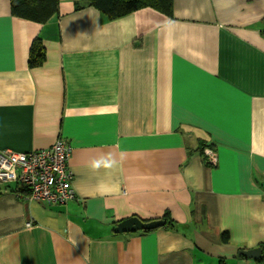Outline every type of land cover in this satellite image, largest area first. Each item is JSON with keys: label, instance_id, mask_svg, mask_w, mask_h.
<instances>
[{"label": "crops", "instance_id": "crops-1", "mask_svg": "<svg viewBox=\"0 0 264 264\" xmlns=\"http://www.w3.org/2000/svg\"><path fill=\"white\" fill-rule=\"evenodd\" d=\"M75 2L40 25L0 0V149L65 139L75 192L48 205L0 183V264H258L238 251L264 242V0L111 20ZM131 216L165 224L113 231Z\"/></svg>", "mask_w": 264, "mask_h": 264}, {"label": "built area", "instance_id": "built-area-1", "mask_svg": "<svg viewBox=\"0 0 264 264\" xmlns=\"http://www.w3.org/2000/svg\"><path fill=\"white\" fill-rule=\"evenodd\" d=\"M70 152L71 146L63 138L26 152L0 149V183H15L27 189L18 191L19 197L27 200L64 204L75 198L73 174L67 165ZM203 157L207 164H216L217 156L211 147H204Z\"/></svg>", "mask_w": 264, "mask_h": 264}, {"label": "trees", "instance_id": "trees-1", "mask_svg": "<svg viewBox=\"0 0 264 264\" xmlns=\"http://www.w3.org/2000/svg\"><path fill=\"white\" fill-rule=\"evenodd\" d=\"M10 13L13 16L34 21L40 25L48 23L52 17H57L59 13V0H9ZM84 6H91L97 9L107 19H115L125 16L136 10L149 7L168 17L173 14V0H76L74 9ZM45 47L39 36H35L30 44L28 65L29 67L40 66L45 59ZM204 143H201L199 150L203 153ZM16 191L27 192L22 186H17ZM165 219V216H164ZM166 223L171 225L172 221L166 219ZM148 230H143L146 232ZM224 240L227 234H223ZM261 254L256 258L258 264H264V242L260 243Z\"/></svg>", "mask_w": 264, "mask_h": 264}, {"label": "water", "instance_id": "water-1", "mask_svg": "<svg viewBox=\"0 0 264 264\" xmlns=\"http://www.w3.org/2000/svg\"><path fill=\"white\" fill-rule=\"evenodd\" d=\"M165 221L163 219H152L149 221H143L136 216H131L119 221L116 226L113 228V231L116 233L123 232H134L138 230H151L159 226H163ZM261 254V248H252V249H241L238 251V255H242L248 258H257Z\"/></svg>", "mask_w": 264, "mask_h": 264}]
</instances>
